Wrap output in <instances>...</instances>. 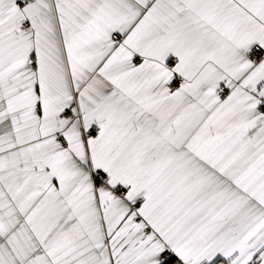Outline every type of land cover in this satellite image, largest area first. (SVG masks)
<instances>
[{
  "label": "snow or ice",
  "instance_id": "6c2138e0",
  "mask_svg": "<svg viewBox=\"0 0 264 264\" xmlns=\"http://www.w3.org/2000/svg\"><path fill=\"white\" fill-rule=\"evenodd\" d=\"M0 264H264V0H0Z\"/></svg>",
  "mask_w": 264,
  "mask_h": 264
}]
</instances>
